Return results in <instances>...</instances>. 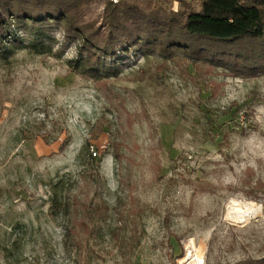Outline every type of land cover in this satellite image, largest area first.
Here are the masks:
<instances>
[{
	"label": "rangeland",
	"instance_id": "1",
	"mask_svg": "<svg viewBox=\"0 0 264 264\" xmlns=\"http://www.w3.org/2000/svg\"><path fill=\"white\" fill-rule=\"evenodd\" d=\"M13 29L23 47L0 54V264H264L261 72L206 76L184 56L136 53L86 77L59 25ZM84 204L108 207L88 233L74 231ZM251 207L245 223L230 216Z\"/></svg>",
	"mask_w": 264,
	"mask_h": 264
},
{
	"label": "trees",
	"instance_id": "2",
	"mask_svg": "<svg viewBox=\"0 0 264 264\" xmlns=\"http://www.w3.org/2000/svg\"><path fill=\"white\" fill-rule=\"evenodd\" d=\"M174 3L179 9L168 10ZM52 24L67 39L79 41L85 55L79 69L86 77L97 78L106 60L136 53L171 60L184 56L206 76L220 65L264 75V0H0V54L23 47L13 33L15 26L36 32ZM211 84L217 97L222 86ZM133 120L129 116L127 125ZM82 208L84 218L74 230L82 233L108 211L106 205Z\"/></svg>",
	"mask_w": 264,
	"mask_h": 264
},
{
	"label": "bare ground",
	"instance_id": "3",
	"mask_svg": "<svg viewBox=\"0 0 264 264\" xmlns=\"http://www.w3.org/2000/svg\"><path fill=\"white\" fill-rule=\"evenodd\" d=\"M256 213L255 210L251 208L247 209L246 211H241V210H235L232 211L230 216L231 218L237 222V223H245L249 218H252ZM184 263L188 262V260H183ZM182 263V262H181Z\"/></svg>",
	"mask_w": 264,
	"mask_h": 264
},
{
	"label": "built area",
	"instance_id": "4",
	"mask_svg": "<svg viewBox=\"0 0 264 264\" xmlns=\"http://www.w3.org/2000/svg\"><path fill=\"white\" fill-rule=\"evenodd\" d=\"M113 2L117 3L119 2V0H112ZM92 152L94 153V155H97L96 151L92 148Z\"/></svg>",
	"mask_w": 264,
	"mask_h": 264
}]
</instances>
